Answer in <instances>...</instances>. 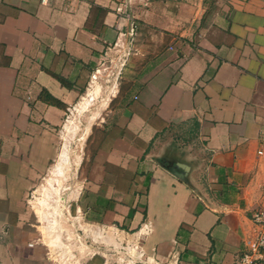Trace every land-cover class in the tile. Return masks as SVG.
I'll use <instances>...</instances> for the list:
<instances>
[{"label": "crops", "instance_id": "obj_1", "mask_svg": "<svg viewBox=\"0 0 264 264\" xmlns=\"http://www.w3.org/2000/svg\"><path fill=\"white\" fill-rule=\"evenodd\" d=\"M125 1L0 0V264H53L28 195L70 105L130 38ZM125 10L160 42L137 49L91 115L81 215L97 237L132 233L155 264H235L264 209V0Z\"/></svg>", "mask_w": 264, "mask_h": 264}, {"label": "rangeland", "instance_id": "obj_2", "mask_svg": "<svg viewBox=\"0 0 264 264\" xmlns=\"http://www.w3.org/2000/svg\"><path fill=\"white\" fill-rule=\"evenodd\" d=\"M157 2L166 6L167 0ZM162 11L163 9L158 13L159 17L166 21L167 12ZM161 31L162 29L157 26L139 24L136 28L139 39L135 38V34L133 36L135 39L129 38L123 45H115L95 68L98 77L95 81H90L83 97L70 105L63 124L58 129L57 155L48 171L39 178L30 191L27 199V207L33 213L32 220L37 227L36 233L47 251L46 257L53 264H138L141 259L147 264H155L154 260L148 259L143 249L136 246V238L131 235L132 233H123L121 237L119 232L102 230V235L112 234L114 238L97 237L94 231L101 229L83 218L78 207V198L85 147L89 136V132L86 138L83 133L88 125V119L93 112H99L104 106L107 100L105 98H108L113 87L117 85L124 65L138 55L137 49L159 46ZM96 87H99L97 97L87 111L79 114L78 105L87 93ZM95 119L92 120V124ZM75 126L74 134L70 133L69 128ZM65 144L69 149L67 172L64 176H56L54 165L58 162ZM148 260L151 262H146Z\"/></svg>", "mask_w": 264, "mask_h": 264}, {"label": "built area", "instance_id": "obj_3", "mask_svg": "<svg viewBox=\"0 0 264 264\" xmlns=\"http://www.w3.org/2000/svg\"><path fill=\"white\" fill-rule=\"evenodd\" d=\"M46 1V0H43ZM130 4V0L117 7V11L127 13V17L131 19L128 36L132 39L136 34L137 24L130 13L126 12V6ZM125 40L118 41L116 45H123ZM98 77L97 71L91 74L90 81H95ZM252 219L257 227L255 235L246 243V248L239 254L235 264H264V209L257 208L252 212ZM146 262H150L149 260ZM144 264H147L144 262ZM151 264V263H149Z\"/></svg>", "mask_w": 264, "mask_h": 264}, {"label": "bare ground", "instance_id": "obj_4", "mask_svg": "<svg viewBox=\"0 0 264 264\" xmlns=\"http://www.w3.org/2000/svg\"><path fill=\"white\" fill-rule=\"evenodd\" d=\"M98 92H99V87H96L94 90H91V91H89L87 93V96L84 97L83 98L84 100H82L80 102V104L78 105L79 114H82L85 111H87L89 106L93 103V101L97 97V93ZM105 99H107V98H105ZM92 120H93V116H90L89 119H88V125H87V127H86V129H85V131L83 133L85 135V138H86L87 133L90 130V125L92 124L91 123ZM75 130H76V126L72 127V128H69L70 133L74 134ZM81 140L83 141V138H81ZM68 163H69V149H68V145L65 144L63 149H62V151H61V153H60V155H59L58 162L54 165V169H53L54 170V174L56 176H64V175H66ZM77 164H79V163H77ZM99 234H102V231L99 232ZM105 237H110V236H104V238Z\"/></svg>", "mask_w": 264, "mask_h": 264}]
</instances>
